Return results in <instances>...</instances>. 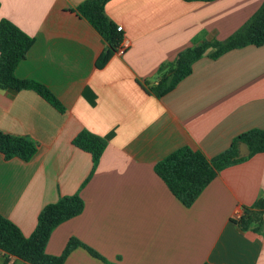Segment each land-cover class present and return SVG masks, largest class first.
I'll list each match as a JSON object with an SVG mask.
<instances>
[{"label":"crops","instance_id":"obj_1","mask_svg":"<svg viewBox=\"0 0 264 264\" xmlns=\"http://www.w3.org/2000/svg\"><path fill=\"white\" fill-rule=\"evenodd\" d=\"M84 1L0 0V20L34 39L15 76L64 108L0 89V132L37 145L29 162L0 154V215L28 237L46 205L78 195L82 213L52 231L45 253L75 238L105 262L76 248L64 264H264V213L245 230L234 223L264 199V154L220 171L189 208L153 169L182 147L212 159L242 133L264 131V45L203 56L161 99L137 83L155 85L159 67L189 47L227 40L263 0H110L105 15L129 47L100 69L106 43L76 13ZM83 130L107 144L93 173L90 154L72 145ZM0 264L26 263L0 252Z\"/></svg>","mask_w":264,"mask_h":264},{"label":"trees","instance_id":"obj_2","mask_svg":"<svg viewBox=\"0 0 264 264\" xmlns=\"http://www.w3.org/2000/svg\"><path fill=\"white\" fill-rule=\"evenodd\" d=\"M109 1L85 0L75 8L76 13L86 20L106 43V50L96 60L95 65L98 69L116 53L122 39V34L116 30L117 26L105 15L104 8ZM182 1L209 3L215 0ZM33 44L32 37L24 34L8 20H0V89L13 92L33 91L58 112L63 113V106L44 85L15 76L16 67L26 58ZM263 45L264 0L254 15L227 40L205 42L189 47L180 52L172 62L164 63L159 67L156 74L158 81L155 85L139 81L137 83L147 94L161 99L192 73L193 64L203 56L215 60L231 50ZM240 143H244L248 148L247 158L264 154V131L254 129L242 133L233 139L227 150L212 159L206 158L199 151L182 147L158 161L153 169L170 193L184 207L189 208L220 171L246 159H235ZM72 145L90 154L93 173L107 144L102 138L83 130L73 138ZM36 153L37 145L29 138L0 132V154L5 160L17 158L29 162ZM83 209L84 203L76 194L62 197L56 203L46 205L38 214L35 229L28 237L0 215V252L26 264H64L74 249L83 248L92 257L105 262L104 258L75 238L68 240L60 255L50 256L45 253L52 231L62 223L80 215ZM257 211H259L258 215L264 213V199L257 201L252 211H246V216L234 220V223L242 230L247 229L251 220H259Z\"/></svg>","mask_w":264,"mask_h":264},{"label":"built area","instance_id":"obj_3","mask_svg":"<svg viewBox=\"0 0 264 264\" xmlns=\"http://www.w3.org/2000/svg\"><path fill=\"white\" fill-rule=\"evenodd\" d=\"M116 30L117 32L121 33L122 34V39H121V42L117 48V53L119 55H122L129 47V42L128 40L124 37L123 35V29L121 26H117L116 27ZM242 217V213L241 211H237L235 214H234V220H239L240 218Z\"/></svg>","mask_w":264,"mask_h":264},{"label":"water","instance_id":"obj_4","mask_svg":"<svg viewBox=\"0 0 264 264\" xmlns=\"http://www.w3.org/2000/svg\"><path fill=\"white\" fill-rule=\"evenodd\" d=\"M248 156H249L248 148L244 143H240L238 146V155L236 156L235 159L246 158Z\"/></svg>","mask_w":264,"mask_h":264}]
</instances>
